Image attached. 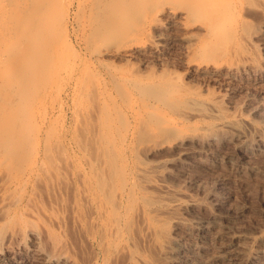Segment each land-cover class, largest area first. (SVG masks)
<instances>
[{
	"label": "rangeland",
	"instance_id": "1",
	"mask_svg": "<svg viewBox=\"0 0 264 264\" xmlns=\"http://www.w3.org/2000/svg\"><path fill=\"white\" fill-rule=\"evenodd\" d=\"M16 1L0 2V39L28 37L49 16L53 25L35 43L11 44L10 50L0 41L9 60L0 63V76L14 66L24 71L9 86L0 77V105L5 109L0 123L20 134L11 158L0 157V171H5L0 173L12 183L4 194L11 202L0 211V264H90L96 246L85 236L92 225L89 207L80 197L79 172L91 174L83 150L91 145L100 150L106 141L117 169L135 180L151 204V195L158 192L147 189L146 182L160 173L163 182L187 189L199 201H220L218 211L225 213L226 222L259 235L264 227V152H237L243 139L232 135L257 130L237 122L235 131L223 136L207 102L213 100L224 117L264 120V0H247L256 10L246 0H228L235 9L229 14L236 26V32L231 26L234 38L242 33L251 43H240L238 36L223 45L209 41L210 22L195 14L198 8L209 9L204 0H132L135 5L124 6L126 10L113 3L118 0H28L31 7ZM187 10L192 17L185 16ZM115 27L120 31L114 37L100 36L98 29ZM97 50L106 52L102 62L91 57ZM246 57L252 65L242 68ZM206 61L223 68L236 62L239 70L228 75L225 67L211 76L204 70ZM205 152L219 156V164ZM229 155L242 163L241 173L223 165L222 158ZM28 169L39 175L25 177ZM209 211L191 208L186 215L206 218ZM164 227L170 241L185 235L180 227ZM187 238L186 245L198 242ZM257 249L264 263L263 241ZM207 252L212 256L215 250ZM102 258L96 263L104 264ZM181 258L176 255L171 264H186ZM121 263L117 258L106 264Z\"/></svg>",
	"mask_w": 264,
	"mask_h": 264
},
{
	"label": "bare ground",
	"instance_id": "2",
	"mask_svg": "<svg viewBox=\"0 0 264 264\" xmlns=\"http://www.w3.org/2000/svg\"><path fill=\"white\" fill-rule=\"evenodd\" d=\"M1 1L2 0H0V2ZM26 1L27 3H30L31 7V1L28 2V0H23V4L26 6ZM204 1L210 4L209 9L206 10L204 8H198L199 13H194L197 14V16L204 15L210 22L209 25L206 26V31L210 37L209 41H211V39H215V41H217V43L215 44L223 45L225 42L230 41L231 38H234L233 30L236 26H232V18H230L229 14L231 15L232 10L234 11L235 9H230V7L228 6V3L230 1L228 0V2H226V0ZM237 1L235 0V2ZM246 1L243 0V2ZM139 2L141 1H138V3ZM232 2H234V0ZM113 3H115L119 7L121 6V10H123L125 7H127V5L131 3L135 5L132 0H118V3H116V1ZM113 3L111 1V4ZM138 3H136V5ZM251 3H253V0L251 1ZM262 3L264 5V1ZM10 4H12V1ZM261 4L259 3V8ZM244 5L243 7H245ZM249 5L250 2L248 6ZM253 5L255 6V9L256 5ZM14 6L17 7V5L15 4ZM129 6L132 7L131 5ZM240 7H242V5H240ZM249 7H247V9H252V7ZM258 7L257 9L260 10ZM194 8L196 9L193 10L192 8V11L197 10V7ZM126 9L127 8H125V10ZM29 11L30 10L25 11L24 14L28 15L27 13ZM187 11L189 12V10ZM244 11L246 12V10ZM244 11H242L243 14L245 13ZM261 11L262 18H264V8ZM188 12L185 13V16L192 17L193 14H190V12ZM50 13L49 9H47V11L45 12V14ZM22 14L23 13H21V15ZM260 14L261 13H259V15ZM239 15L240 14H238L237 16ZM22 16L20 17L23 18ZM45 19L47 22H43V24L41 23V20L40 23L43 24V26L41 25L40 28L34 30L28 37H23L22 34L21 36H18V34L15 36L7 35L3 40L0 39V41H2L1 45H4L5 48H8L11 44L15 46L16 44H18L16 47H19V45H23L24 42H37L38 37L40 36V32L45 33L44 31L52 27L50 26L52 22L50 21L49 23L50 16L48 20L47 17ZM43 21L45 20L43 19ZM231 26L233 30L231 29ZM121 27L122 26H120V28ZM118 29L119 28L116 27L114 28V30L109 28H100L98 29V31L100 30V34H102L100 36H103V38H108L113 36V34L115 36L116 31H120ZM238 36H235L234 40L236 38H239L241 35L239 37ZM243 36L246 37L245 35ZM245 39L248 40V38ZM239 40L240 43L244 41V39L242 41L241 39ZM239 40H237V42ZM248 41L249 43H251L250 40ZM212 42L210 46H208L209 49H211L210 47H212V45L214 44H212ZM249 43L245 42V44ZM15 46H13L12 48H15ZM3 50L4 48L0 49V63L9 61L7 60L8 58H6L5 55L6 49L5 51ZM102 51L97 50L92 52L91 57H93L97 62H102L104 56L106 55V52H104V50ZM8 52L9 51H7V53ZM7 57H9V54ZM24 64L22 63V65ZM242 64V68L251 66V59H244V62ZM238 65L239 64L236 62L235 64L226 63V72H224L228 75H231L234 71L239 70ZM223 66L224 65L222 63H211V61H206V63L204 64V70H207L211 76H217L222 73V70L225 68H223ZM2 67V64H0V75L2 74ZM19 67L20 66H14L9 68L4 78L0 76L1 78H3L2 80L5 83L4 85H11L14 82L15 78H19V75H22L24 73L22 66L20 68ZM26 70L27 69L25 68V71ZM207 103V107H209L211 115H213L214 117H218L216 130L220 134H223V136H225L224 132L228 130L235 131L234 126L237 122L245 123L257 130V133L253 135H246L240 131L232 134L236 135L238 138L243 139L240 144L237 145V149L235 148L237 152L239 151L241 153L243 152L250 155L264 152L262 151L263 149H260L262 146L264 148V120L255 123L253 118L249 116L241 117L237 115H230L224 117V115H222L219 110L220 108L217 107L218 105L216 106L213 100ZM3 108L4 107L0 105V117L4 114L3 112H5V109ZM19 140L20 134L15 131L14 126H6L0 123V157L3 160H9V158H11L12 154L16 151L15 146ZM83 151L86 154L85 161L87 162L91 172L90 175L79 172V180L81 182L80 197L89 207L91 215L90 222L92 225V229L90 230L91 232L89 234L90 238L88 236V232L86 231L85 236L91 244L96 246V255L95 258L91 260L90 264H97L96 258H98L99 256L103 257L102 259L104 264H106L111 259L117 258H122L121 264H171L176 255H178L179 257L181 256V259L184 260L186 264H264L261 259L258 258L259 250L257 249L258 244H262V241L264 244V227L258 230V236L254 235V233L252 234L247 231H242L238 228H234L228 223V221H225L227 218L225 213L218 211L221 205L220 201H214L213 199L211 201H199L198 199L192 197L187 189L174 188L173 186H170L167 183L163 182L161 178L162 175L160 173L156 174L155 178H152L146 182L147 189H153L158 192V195L156 197L154 195H151V197L155 200V202L151 204L146 199V197L143 196L145 195L144 193H142L143 195L140 194L135 180L131 178V181H129L125 177V175L117 169L118 165L116 163V156L110 142L106 141L104 147H101L100 150L96 146L91 145V147L86 148ZM197 152L198 154H200L202 151ZM205 154H210L211 156L216 157L213 161L214 165L219 164V159L221 158H219V156H217L215 153L211 152L208 154V152H205ZM222 160H224L223 165L226 168L234 170L236 173L242 172V163L240 164V161H235L232 155L223 157ZM105 168L108 170V174L106 175H104ZM248 169L251 173H257L254 167H248ZM35 172H33L32 169H28L23 171V175L27 178L32 175L38 176L39 173L37 171ZM145 172V170L140 171V173ZM4 175L7 176V174L0 173V211L3 209V205L11 202V199H9L10 197L8 196L9 198H7L4 194L5 192L8 194L7 189L8 187H11L10 185H12V183L8 184V181L6 182L8 176L6 178ZM209 195L210 197L214 196V194L211 193ZM183 198H185V201L182 200ZM191 208H204L205 210L208 209L210 211L206 218L196 215L187 216L186 212H188ZM165 215L166 219H164L163 217ZM166 223L170 224L174 228L179 229L180 227L181 230H184L185 235L181 238L170 241V237L168 238V235L165 232L166 227H164V224ZM186 237H192L193 239H195V241L198 242H195V246L192 245V243L186 245L187 243H183V241L186 240ZM186 242H189V240ZM195 249H197L198 251L194 252ZM207 251H213L214 253L211 252L212 256H208V254H206ZM198 255L200 258L198 257ZM160 258L163 260V262L159 261Z\"/></svg>",
	"mask_w": 264,
	"mask_h": 264
}]
</instances>
